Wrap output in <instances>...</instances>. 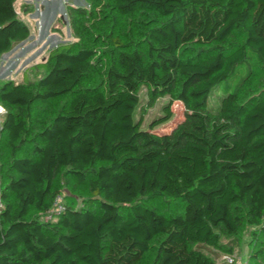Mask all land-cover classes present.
Returning <instances> with one entry per match:
<instances>
[{
	"label": "trees",
	"instance_id": "16d2710c",
	"mask_svg": "<svg viewBox=\"0 0 264 264\" xmlns=\"http://www.w3.org/2000/svg\"><path fill=\"white\" fill-rule=\"evenodd\" d=\"M88 1L164 20L146 32L148 59L136 44L114 39L118 51L102 87L77 93L96 54L73 45L37 65L45 72L36 83L0 84V103L10 109L0 135L12 154L0 187V264H139L156 240L152 264H216L206 248L224 249L222 237L238 235L245 218L259 227L264 221V97L240 96L264 66V0ZM16 2L0 0V58L30 37ZM240 30L245 43L233 50L181 59L188 44H224ZM179 78L184 119L169 132L156 130L171 119L169 107L143 129L135 120L140 87L172 94ZM72 94L31 137L35 104ZM29 145L34 157H18ZM60 178L73 190L87 185L89 196L65 205L55 222L43 221L61 194ZM153 198L179 200L183 212L166 216L141 202ZM263 254H251L253 264Z\"/></svg>",
	"mask_w": 264,
	"mask_h": 264
},
{
	"label": "rangeland",
	"instance_id": "374dc122",
	"mask_svg": "<svg viewBox=\"0 0 264 264\" xmlns=\"http://www.w3.org/2000/svg\"><path fill=\"white\" fill-rule=\"evenodd\" d=\"M15 7L20 18L29 27L30 37L25 42L16 44L10 53L0 58V84L10 80L16 83L25 81L36 83L45 72L37 65L48 60L50 52L55 48L73 45L75 50L82 47L89 48L96 54L91 72L82 79L77 93L89 92L104 86L105 74L118 51L115 38H119L123 43L136 44L137 49L148 59L151 43L146 32L164 20L152 11H138L132 16H121L110 1L96 4L88 0H17ZM41 17L45 20L42 21ZM245 40L246 34L240 30L224 44L211 46L188 44L181 50L180 56L183 61L196 62L215 54L219 48L233 50L236 46L243 45ZM182 81L183 79H178L172 94L153 95L148 87H140L141 103L135 120H143V129H148L156 119L164 118L165 110L169 107L172 110L171 119L156 127V130L169 132L184 119L186 107L176 100ZM76 94L49 103L35 104L30 126L31 137L43 129L63 107H67ZM240 96L244 101L255 96L264 97V66L255 69L249 76L240 91ZM217 102V99L211 98L210 105ZM0 109H2L0 124H3L5 115L10 109L1 103ZM18 157H34L33 146H27ZM11 162L9 142L6 135L2 134L0 135V187L2 188L11 175ZM58 187L64 205L79 204L89 196L87 185L73 190L66 185L63 178L58 180ZM141 202L166 216L183 212V204L179 200L153 198ZM34 214L36 213L32 212L33 216ZM40 218L43 221L55 222L57 215L41 214ZM256 234L258 239L255 240ZM158 245L159 240L154 241L150 252L139 264H152ZM221 245L224 249L206 248L215 255L216 264H224L228 257L233 258V262L228 264H253L250 255L261 249L264 251V221L259 227L245 218L239 234L233 238L222 237ZM230 248L232 252L229 253ZM259 263L264 264V254L259 258Z\"/></svg>",
	"mask_w": 264,
	"mask_h": 264
},
{
	"label": "built area",
	"instance_id": "2783aa9c",
	"mask_svg": "<svg viewBox=\"0 0 264 264\" xmlns=\"http://www.w3.org/2000/svg\"><path fill=\"white\" fill-rule=\"evenodd\" d=\"M2 208V203L0 202V209ZM65 210V205L63 204L60 195L55 199L54 205H53V209L51 211H49L48 213H46L45 215H57L59 216L63 211ZM227 263H231L233 262V258L232 257H228L226 259Z\"/></svg>",
	"mask_w": 264,
	"mask_h": 264
},
{
	"label": "bare ground",
	"instance_id": "6f19581e",
	"mask_svg": "<svg viewBox=\"0 0 264 264\" xmlns=\"http://www.w3.org/2000/svg\"><path fill=\"white\" fill-rule=\"evenodd\" d=\"M42 18V21L45 20L44 17H41ZM41 21V20H40Z\"/></svg>",
	"mask_w": 264,
	"mask_h": 264
},
{
	"label": "water",
	"instance_id": "95a60500",
	"mask_svg": "<svg viewBox=\"0 0 264 264\" xmlns=\"http://www.w3.org/2000/svg\"><path fill=\"white\" fill-rule=\"evenodd\" d=\"M22 43H23V42H22ZM8 53H10V52H8ZM8 53H6V54H4V55H7ZM4 55H3V56H4Z\"/></svg>",
	"mask_w": 264,
	"mask_h": 264
},
{
	"label": "clouds",
	"instance_id": "9594fccd",
	"mask_svg": "<svg viewBox=\"0 0 264 264\" xmlns=\"http://www.w3.org/2000/svg\"><path fill=\"white\" fill-rule=\"evenodd\" d=\"M0 111H2V109H0Z\"/></svg>",
	"mask_w": 264,
	"mask_h": 264
}]
</instances>
